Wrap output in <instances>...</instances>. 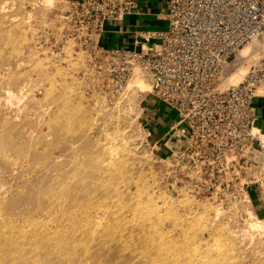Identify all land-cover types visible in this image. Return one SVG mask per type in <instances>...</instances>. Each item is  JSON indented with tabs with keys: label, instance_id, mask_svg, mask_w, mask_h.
I'll use <instances>...</instances> for the list:
<instances>
[{
	"label": "rangeland",
	"instance_id": "1",
	"mask_svg": "<svg viewBox=\"0 0 264 264\" xmlns=\"http://www.w3.org/2000/svg\"><path fill=\"white\" fill-rule=\"evenodd\" d=\"M74 9L69 0H0V221L8 231L27 218L55 226L39 203L77 163H109L111 145L122 164L97 181L99 197L121 257L132 254L129 264H264V223H252L264 212L255 213L238 194V179L228 182L220 168L211 174L191 163L182 171L162 159L141 120L149 78L137 73L120 82L101 70ZM248 46L247 56L240 50L226 65L225 79L239 70L243 78L261 57L256 42ZM138 76L149 83L144 90L130 85ZM186 144L181 135L171 142ZM257 175L264 197V151ZM12 240L17 249L20 237ZM0 264L10 262L0 257Z\"/></svg>",
	"mask_w": 264,
	"mask_h": 264
},
{
	"label": "built area",
	"instance_id": "2",
	"mask_svg": "<svg viewBox=\"0 0 264 264\" xmlns=\"http://www.w3.org/2000/svg\"><path fill=\"white\" fill-rule=\"evenodd\" d=\"M71 3L80 29L93 41L101 70L120 82L137 73L147 75L151 95L177 112L166 135H181L187 144L170 149L162 159H171L173 169L182 171L191 163L200 170L212 168L211 174L220 168L228 182L238 179V194L253 209L250 191L259 189L264 151L260 133L254 131L252 106L264 88V0H169L167 27L151 32L154 41L139 50L99 44L106 22L137 11L136 0ZM251 42L258 44L261 57L241 81L226 85V65Z\"/></svg>",
	"mask_w": 264,
	"mask_h": 264
},
{
	"label": "bare ground",
	"instance_id": "3",
	"mask_svg": "<svg viewBox=\"0 0 264 264\" xmlns=\"http://www.w3.org/2000/svg\"><path fill=\"white\" fill-rule=\"evenodd\" d=\"M249 48L247 44L241 49L243 56L250 53L251 48ZM241 78L242 70H239L230 74L226 78L228 81L225 82L235 84ZM148 84L138 76L130 85L144 90L149 86ZM254 131L259 132L255 125ZM119 132L115 131L116 136ZM106 149L108 150L106 152L110 154L109 157L112 158L109 163L106 165L104 162L89 163L86 168L81 161L77 163L69 176H62L64 179L67 178L66 184L63 179V185L59 190H50L46 198L42 196L46 202L42 201L37 207L50 218L55 226L52 227L43 218L41 220L32 218L33 221L27 218L21 227H16L19 231L11 229L15 232L12 234V231H8V228L12 226H4V220L0 221V257L2 260L10 264H75L78 263L77 257L84 254L88 258L85 264H129L132 254L124 252L121 257L120 247H118L121 245L113 236L111 225H107L108 221H104L109 218H106L103 207H101L104 200L100 199L99 194L103 186L97 181L99 183L106 181L105 176L116 173L115 168L122 164V161L115 163L114 159L119 155L115 147L107 145ZM1 214L0 209V216ZM252 223L259 226L264 223V220L255 219ZM140 230L144 232L143 229ZM13 235L20 237V240L17 243V249L11 250ZM200 263L199 259L198 264Z\"/></svg>",
	"mask_w": 264,
	"mask_h": 264
},
{
	"label": "crops",
	"instance_id": "4",
	"mask_svg": "<svg viewBox=\"0 0 264 264\" xmlns=\"http://www.w3.org/2000/svg\"><path fill=\"white\" fill-rule=\"evenodd\" d=\"M73 1V0H69ZM138 10L124 16L119 21H107L99 36L100 46L108 49L128 48L141 49L149 42L150 33L164 30L167 27L169 0H136ZM254 125L259 133H264V88L253 99ZM142 125L152 147L162 157L169 154L171 142L176 135L167 136L170 126L178 120L177 112L165 103L158 101L153 95L146 101L142 111ZM260 129V130H259ZM167 143V144H165ZM167 145V146H166ZM183 147L179 148L182 149ZM253 210L257 214L264 212V197L262 191H250Z\"/></svg>",
	"mask_w": 264,
	"mask_h": 264
}]
</instances>
